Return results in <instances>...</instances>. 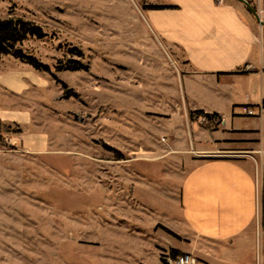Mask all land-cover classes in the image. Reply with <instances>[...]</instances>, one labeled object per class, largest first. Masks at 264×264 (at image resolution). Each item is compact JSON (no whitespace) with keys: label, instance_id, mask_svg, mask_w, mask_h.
Returning <instances> with one entry per match:
<instances>
[{"label":"rangeland","instance_id":"1","mask_svg":"<svg viewBox=\"0 0 264 264\" xmlns=\"http://www.w3.org/2000/svg\"><path fill=\"white\" fill-rule=\"evenodd\" d=\"M142 12L137 0H0V17L47 34L17 47L51 68L48 95L31 98L34 122L57 139L0 160V264H112V250L144 246L165 256L173 233L161 223L178 229L187 149L218 124L189 127L179 55ZM73 64L83 68L57 69ZM138 151L146 160H129Z\"/></svg>","mask_w":264,"mask_h":264},{"label":"crops","instance_id":"2","mask_svg":"<svg viewBox=\"0 0 264 264\" xmlns=\"http://www.w3.org/2000/svg\"><path fill=\"white\" fill-rule=\"evenodd\" d=\"M251 1L264 7V0ZM137 2L143 23L179 55L176 77L183 81L189 127L198 123L191 119L195 111L221 118L212 129L202 127L211 132L205 142L193 139L187 149L191 168L182 179L178 229L161 223L173 233L163 240L164 255L178 250L193 254L199 264H264V113L247 115L242 108L264 104V28L242 0ZM50 83L43 71L11 55L2 57L0 160H18L17 148L43 153L53 147L56 132L34 122L31 98L44 99ZM133 159L146 160L140 152ZM128 233L142 241L135 231ZM108 257L112 264H166L145 246L138 254L112 250Z\"/></svg>","mask_w":264,"mask_h":264},{"label":"trees","instance_id":"3","mask_svg":"<svg viewBox=\"0 0 264 264\" xmlns=\"http://www.w3.org/2000/svg\"><path fill=\"white\" fill-rule=\"evenodd\" d=\"M155 8L161 7L156 6ZM46 35L47 34L44 28L40 24L32 20L15 16L7 18L0 17V61L4 55H12L15 58L20 59L21 61L30 64L36 70L50 73L51 68L48 64L40 61L36 56L28 54L21 48L17 47V45L21 44L28 37H36L38 39H42L46 37ZM78 52L81 53L80 51ZM57 67L58 70L66 69L72 71L83 68L82 66H78L76 64L68 65L66 67ZM64 97H69V94H65ZM200 116H204L208 119L218 118V116L214 114H208L203 111H195L191 113V119H199ZM118 159L123 158L121 156V158ZM261 217L264 226V186L261 195ZM171 254L179 255L182 253L178 250H172Z\"/></svg>","mask_w":264,"mask_h":264},{"label":"built area","instance_id":"4","mask_svg":"<svg viewBox=\"0 0 264 264\" xmlns=\"http://www.w3.org/2000/svg\"><path fill=\"white\" fill-rule=\"evenodd\" d=\"M217 1L219 3H223L225 0ZM245 3L255 11L261 27L264 28V7L260 4L254 3L251 0H245ZM242 108L244 113L247 115H261L264 113V104H261L258 107L244 105ZM199 120L201 123H204L206 125L221 123V120L219 118L208 119L204 116H200ZM163 259L166 264H199L198 258L191 253H182L179 255H172L171 253H168L164 256Z\"/></svg>","mask_w":264,"mask_h":264},{"label":"water","instance_id":"5","mask_svg":"<svg viewBox=\"0 0 264 264\" xmlns=\"http://www.w3.org/2000/svg\"><path fill=\"white\" fill-rule=\"evenodd\" d=\"M242 1H244L245 2V0H242ZM253 10V9H252ZM254 11V10H253ZM255 12V11H254Z\"/></svg>","mask_w":264,"mask_h":264}]
</instances>
